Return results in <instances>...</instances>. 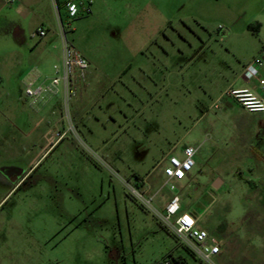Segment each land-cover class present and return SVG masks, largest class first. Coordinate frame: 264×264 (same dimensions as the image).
Masks as SVG:
<instances>
[{
	"label": "rangeland",
	"instance_id": "obj_1",
	"mask_svg": "<svg viewBox=\"0 0 264 264\" xmlns=\"http://www.w3.org/2000/svg\"><path fill=\"white\" fill-rule=\"evenodd\" d=\"M65 1L0 0V264H196L132 193L184 144L195 166L174 189L161 176L153 206L178 194L221 240L215 264H264V177L245 168L264 113L217 100L264 40V0H83L75 18ZM62 24L94 74L69 108H43L25 83L51 71Z\"/></svg>",
	"mask_w": 264,
	"mask_h": 264
},
{
	"label": "built area",
	"instance_id": "obj_2",
	"mask_svg": "<svg viewBox=\"0 0 264 264\" xmlns=\"http://www.w3.org/2000/svg\"><path fill=\"white\" fill-rule=\"evenodd\" d=\"M13 2L14 0H3ZM83 0H66L65 8L69 18H75L80 13V5ZM84 11L90 12V7H84ZM222 29V27H220ZM39 35H47L45 29H39ZM62 57L59 63L53 65V75L41 79L40 75L33 76L25 83V94L32 99L33 104L41 103L53 96H61L66 107L69 108L70 100L76 94V88L80 81L85 80L89 61L78 51L66 37V31L62 24ZM264 47L260 53L246 66H244L240 78L246 82L256 80L258 92L251 91L249 88L230 87L222 97L229 96L237 102L246 112L264 113ZM69 130H74L73 124ZM64 131L60 136L64 135ZM197 149L192 145L183 148V157L175 154H167L163 161V174L166 178L163 186L170 185L174 189V180H183L187 177L195 166V155ZM139 189L132 188V193L142 204L153 211L159 218L161 224L167 228L184 246H186L197 258L207 264H215V258L222 251V242L219 238L209 233L208 230L201 228L198 224L199 218L184 211L181 198L178 194H173L165 203L164 211L159 212L153 202L157 198L159 191H152V186L147 179L139 180ZM164 264H172L167 259Z\"/></svg>",
	"mask_w": 264,
	"mask_h": 264
},
{
	"label": "crops",
	"instance_id": "obj_3",
	"mask_svg": "<svg viewBox=\"0 0 264 264\" xmlns=\"http://www.w3.org/2000/svg\"><path fill=\"white\" fill-rule=\"evenodd\" d=\"M258 31V30H257ZM264 47V40L262 41L261 43V46L256 49L251 61L260 53L261 49ZM85 56V55H84ZM61 57H62V46L61 48L57 51V56L55 57L54 61H53V64H52V68H51V71L49 72V74H43L41 72H38L40 73L41 77H50L53 75V65L56 64V63H59L61 61ZM86 57V56H85ZM87 58V57H86ZM88 59V58H87ZM241 72L233 79V81L230 83V87H234V88H249L251 91H254V92H258V83L256 80H253V81H250V82H246L244 81L242 78H240L241 76ZM262 75H264V68L262 70ZM94 72L90 70V66H89V69H88V72H87V75H86V78L85 80L83 81H80L78 83V86L76 88V94L74 97H77L78 95H82L84 92H86L89 87H90V82H91V79H92V76H93ZM229 87V88H230ZM226 91V90H225ZM224 91L219 95V97L217 98V100H222L226 97H228L229 99H226L228 104H230V102H235L231 97L229 96H224L222 97ZM55 100H61L62 101V98L61 96H53V97H50L48 98L46 101L43 102V105L42 107L43 108H46V107H49L52 105V103L55 102ZM237 103V102H235ZM238 104V103H237ZM240 106V105H239ZM242 108V107H241ZM244 110V109H243ZM47 114V113H46ZM48 116H46L45 114L40 118L38 119V121L36 122L37 125H41V123L44 122L45 119H47ZM53 127H49V133H53L54 129ZM52 130V131H51ZM187 145H191V144H184L181 149H180V154H181V157H183V148ZM259 145H261L263 148H264V142L262 139H260L258 141V143H256L255 145H251V147L248 149V152L246 153V157H249V158H252L251 160L249 161H245L246 165H245V168H246V172H250V173H253V172H260L261 175L259 177H261L263 179L264 175H263V170L260 168V166L257 164V162H264V152L263 150H261L259 147ZM193 146V145H192ZM167 155V154H166ZM257 161V162H256ZM242 169L240 167H238L235 171V173H239L241 172ZM190 175V172L188 173L187 177ZM161 176H164V174L162 175H159L157 176L153 181H151V185L152 187L155 189V185L158 181L162 180L163 177ZM165 177V176H164ZM166 180V179H165ZM184 180V179H183ZM259 180V179H258ZM165 182V181H164ZM150 183V182H149ZM153 183V184H152ZM217 184V187H214V184ZM213 184V189H219L222 184H223V181L219 180V182H215ZM193 185V184H191ZM245 186L246 188H250L249 191H246L243 192L244 196L245 197H249V196H252V192L254 191V189L257 187V183H256V180L254 179H246L245 180ZM163 189V188H162ZM160 190V189H159ZM158 191V190H157ZM156 192V191H155ZM173 194H171L172 196ZM210 195H212L214 197V199L217 197L216 194H214V191H210ZM170 196V198H171ZM169 198V199H170ZM168 199V200H169ZM167 200V201H168ZM158 202L162 203V200H160L158 198ZM167 203V202H166ZM163 204V203H162ZM183 207V206H182ZM199 224V222H198ZM210 233V232H209Z\"/></svg>",
	"mask_w": 264,
	"mask_h": 264
},
{
	"label": "trees",
	"instance_id": "obj_4",
	"mask_svg": "<svg viewBox=\"0 0 264 264\" xmlns=\"http://www.w3.org/2000/svg\"><path fill=\"white\" fill-rule=\"evenodd\" d=\"M258 23H256L255 26H249V29H252V30H255L257 31L258 30ZM191 254L193 256H195L192 252ZM165 261V260H164ZM164 261L159 263V264H164ZM172 264H189L188 260L185 258V257H182V256H176L173 258V261H171ZM196 264H202V261L199 259V262H197Z\"/></svg>",
	"mask_w": 264,
	"mask_h": 264
},
{
	"label": "water",
	"instance_id": "obj_5",
	"mask_svg": "<svg viewBox=\"0 0 264 264\" xmlns=\"http://www.w3.org/2000/svg\"><path fill=\"white\" fill-rule=\"evenodd\" d=\"M214 187H217V184L216 183L214 184Z\"/></svg>",
	"mask_w": 264,
	"mask_h": 264
}]
</instances>
